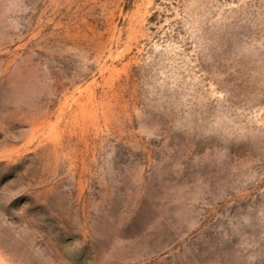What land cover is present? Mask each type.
<instances>
[{
  "label": "rangeland",
  "instance_id": "obj_1",
  "mask_svg": "<svg viewBox=\"0 0 264 264\" xmlns=\"http://www.w3.org/2000/svg\"><path fill=\"white\" fill-rule=\"evenodd\" d=\"M0 264H264V0H0Z\"/></svg>",
  "mask_w": 264,
  "mask_h": 264
}]
</instances>
